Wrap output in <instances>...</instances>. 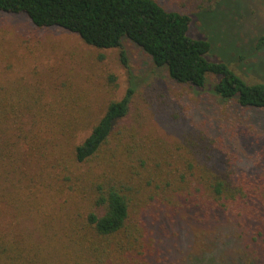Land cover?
Wrapping results in <instances>:
<instances>
[{
    "label": "trees",
    "instance_id": "trees-1",
    "mask_svg": "<svg viewBox=\"0 0 264 264\" xmlns=\"http://www.w3.org/2000/svg\"><path fill=\"white\" fill-rule=\"evenodd\" d=\"M0 10L97 48L129 39L175 81L203 88L213 76L210 91L222 100L264 109V82L211 60L210 42L188 34L192 16L157 0H0ZM130 94L78 137V113L55 115L62 96L43 101L21 80L0 81V264H159L153 225L184 209L229 214L247 246L264 236V189L238 176L222 139V157L215 140L122 142L114 128ZM114 137L119 146L109 147Z\"/></svg>",
    "mask_w": 264,
    "mask_h": 264
},
{
    "label": "rangeland",
    "instance_id": "rangeland-1",
    "mask_svg": "<svg viewBox=\"0 0 264 264\" xmlns=\"http://www.w3.org/2000/svg\"><path fill=\"white\" fill-rule=\"evenodd\" d=\"M157 1L192 16L188 34L210 42L211 60L233 66L249 82H264V44L258 46L264 0ZM5 77L44 94L43 101L62 96L55 115L78 113V137L89 132L111 100L131 91L127 115L114 128L123 143L154 138L169 147L185 142L200 147L215 140L222 157L216 142L222 139L238 176L264 189V109L222 100L210 91L213 76L203 88L175 81L129 39L120 48H97L76 33L37 27L24 13L0 10V81ZM114 139L109 147L119 146ZM234 223L216 210L159 215L153 225L159 264H264V236L247 246L251 237L238 240Z\"/></svg>",
    "mask_w": 264,
    "mask_h": 264
}]
</instances>
